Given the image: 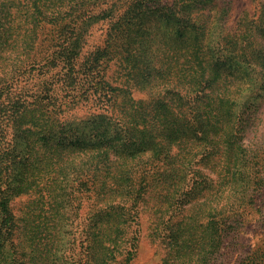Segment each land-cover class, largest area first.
I'll use <instances>...</instances> for the list:
<instances>
[{"label":"rangeland","instance_id":"obj_1","mask_svg":"<svg viewBox=\"0 0 264 264\" xmlns=\"http://www.w3.org/2000/svg\"><path fill=\"white\" fill-rule=\"evenodd\" d=\"M138 2L140 0H0V149L7 152L8 171H11L8 191L11 223L9 229L0 230L3 235L0 236V264H81L86 245L83 227L92 210L97 212L100 207L94 196L83 201L79 186L84 157L96 156V150L85 152L88 150L74 147L60 152L56 146L62 143L61 139L64 143L79 137L76 132L81 130L77 129L79 121L99 114L100 109L83 99L87 85L83 84L81 73L65 74L60 66L49 65L52 58L46 61L47 49L71 42L78 37L77 28H84L85 32L79 37L84 45L81 58L99 51L106 56L101 63L104 82L101 85L126 92L119 93L109 109V115L120 121L115 124L119 130L108 140L114 149L121 148L125 139H147L144 131L156 139L161 130L152 117L162 112L168 119L172 114L177 116L178 95L188 98L194 41L191 31L183 37L177 35L178 24L189 30L192 26L225 29L228 41L236 43L233 56L242 54L241 44L250 49H262L264 53V0H158L152 6L155 15L146 21L142 20V15L131 18L133 9L141 8ZM43 14L56 19L46 22ZM93 82L99 79L95 77ZM230 91L234 88L230 87ZM117 93L115 90L114 95ZM237 94L241 114L236 122L238 143L229 152L222 143L208 151L212 135L208 139L199 132L193 135L199 125L189 120L187 133L172 143L180 142L179 149L174 145L167 155H154L147 148L133 150L135 152L125 156L116 150L108 151V159H99L95 170L99 184L123 191L129 183L123 174L129 167L146 174H160L169 167L168 157H176L171 167L180 161L178 157L183 158V164L191 158L192 164L199 165L197 170L215 182L226 167L239 163L241 150L246 151L245 169L254 172L253 176L256 172L264 175V110L262 119L260 113L264 93L258 86L245 84ZM135 105L144 111V119L132 117L130 107ZM162 105L165 109L160 108ZM150 109L153 116H148ZM207 125L216 127L220 123L213 120ZM221 125L223 129L218 133L226 131V122ZM126 130L129 132L121 135V131ZM170 135L166 132L165 137L170 139ZM50 140L53 142L49 143ZM205 145L207 151L201 159L197 152ZM188 152L196 156L189 157ZM131 157L142 159V163L133 158L135 162H130ZM176 188L175 183L157 181L140 192L137 249L131 264L163 263L166 248L164 243L154 241L152 213L158 206L159 215L167 220L165 203L182 204L178 214L188 206L185 203L188 198L176 196ZM229 188L222 187L213 196L212 192H205L197 200L205 207L215 208L216 218L224 221L228 207L235 209L234 195ZM249 192L251 187L246 193ZM111 198L118 202L125 196L112 193ZM111 198L107 195L102 199ZM244 208L240 222L237 218L238 224L234 225L238 248L230 264H239L240 257L254 252L257 259L264 258V189L252 208ZM207 214L208 211L204 213L205 223L209 220ZM63 247L69 249L60 254ZM186 251L191 252L188 264H207V258L200 262L198 256L193 255L198 252L193 246ZM182 262H187V258Z\"/></svg>","mask_w":264,"mask_h":264},{"label":"trees","instance_id":"obj_2","mask_svg":"<svg viewBox=\"0 0 264 264\" xmlns=\"http://www.w3.org/2000/svg\"><path fill=\"white\" fill-rule=\"evenodd\" d=\"M157 1L140 0L137 6L141 8H134L131 13L134 17L131 18H139L141 15L144 21L152 18L155 15V12H152L154 10L152 6ZM114 13H117V9ZM42 16L46 18V22L56 19V17H48L49 14ZM77 30L79 32L78 37L75 36L71 42L63 41L64 43L47 49L46 61L52 58L49 65L52 67L60 66L61 71H64L65 74L80 72L81 78L84 80L83 84L87 85L82 94L83 99L86 102H93L96 109L97 107L100 109L98 110L99 114H91L86 121H79L77 129L81 130H76L80 134L79 137L76 136L74 140H67L64 143L61 139L59 141L62 143H56L60 152H66L67 149L74 147L81 151L88 150L85 152H94L95 150L97 152L94 157H84L86 160L81 164L82 174L79 186L82 200H91V197L94 196L96 204H100L97 212L93 213L92 210L83 227V241L86 245L82 252L81 264H131L136 255L137 234L139 232L137 201L141 195L140 192L151 188L157 181L169 185L175 183L177 187L174 190L176 196L179 194V196H183V199L188 198V203L185 202L188 206L183 208L179 214L178 210L181 209L182 204L179 205L176 201L165 203L167 220L161 214L159 215L158 206L157 210L152 213L155 218L154 241L164 243L166 248L162 264H188L191 252H187L186 249L190 246L198 251L193 255L196 254L200 262L203 258H207V264H230L238 248L236 227H234L238 224L237 218L240 222L245 211L244 207L252 208L256 197H259L264 189V175L261 172H256L257 174L253 176L254 172L245 169V150L240 152L239 163L234 164L231 168L230 166L226 167L215 182L209 179L203 171L197 170L196 167L199 165L192 164L191 158L187 159L189 161L187 164H183V160H181L183 158L178 157L180 161L171 167L176 157H168L169 167L160 174L155 172L146 174V172L134 171V168L129 167L123 174V177L129 182L123 191L115 190L107 184L101 186L95 170L99 159H108V151L116 150L125 156L127 153L130 155L135 152L133 150L147 148L146 150L154 152V155L162 153L167 155L174 145L179 149L180 142L179 144L172 143L187 133L185 131H188L190 127L189 120L192 121L193 125H199L193 135L196 136L199 132L207 139L212 135V138L208 140V151H213L218 144L222 143L225 151L229 152L236 142L238 143L236 122L241 118L238 89L246 84L251 87L258 86L259 90L264 93V53H262V49H250L249 46L241 44L239 48L242 54L233 56L237 50L236 43L228 41V33L225 29L192 26L189 30V27L184 29L181 24H178L177 35L183 37L188 31H191L194 41L191 50L193 71L188 98L178 95L180 96L179 108L176 111L178 115L172 114L170 119L163 112L153 116V111L150 109L148 116H153L152 120H156V124L161 130L156 139L144 131L143 134L147 139H125L120 146L121 148L114 149L108 140L114 131L119 130L115 124L120 121L116 116L109 115V109L114 105L116 96L124 91L106 89L101 85L104 83L101 76V63L106 56L99 51L85 59L81 58L84 45L79 37L85 32V29L77 28ZM245 55L247 57H243ZM53 59L56 62H52ZM95 77L99 79V82H93ZM74 80L75 78L72 77V81ZM236 80L238 81L236 82ZM239 82L240 84L237 86L236 84ZM230 87L234 88L233 92L230 91ZM115 90L118 91L116 95H114ZM140 108H137L136 105L130 107L132 117L137 119L146 117ZM160 108L165 109V105L160 106ZM263 110L264 107L260 110L261 119L263 118ZM213 120L220 125L208 126L207 124ZM256 120L258 118H255ZM223 122H226V131L218 133L223 129L221 125ZM161 126L163 127L161 128ZM128 132V130L121 131V135L125 136ZM166 132L171 133L170 139L165 137ZM220 139L223 141L220 142ZM103 141L106 143L103 144ZM51 142L53 140H50L49 143ZM1 145L0 126V147ZM205 151H207V145L197 152L201 154V159H203L202 155ZM6 155L7 152L4 153L0 149V230L2 228L9 229L11 223L8 206L11 171H8ZM186 155L189 157L196 156L190 152ZM132 158L139 164L142 163V159L134 157H131L130 162H135ZM192 159L195 160L196 157H192ZM8 160L11 161V158ZM119 180L122 181L123 179L120 177ZM225 186H229L231 194L234 195L235 209L230 205L226 218L221 221L216 218L215 208L205 207L203 203L198 202L197 197L205 192H212L211 196L216 195L218 190ZM250 187L251 192L246 193ZM112 193L122 194L125 198L115 202L116 199L111 198ZM107 195L110 196V200L102 199ZM206 211H208L209 220L205 223L204 213ZM0 236H3L1 232ZM66 249L69 248L63 247L60 254ZM256 256L257 254L254 252L249 256L240 257L238 259L239 264L240 262L242 264H264V258L257 259ZM186 258L187 262H182Z\"/></svg>","mask_w":264,"mask_h":264}]
</instances>
